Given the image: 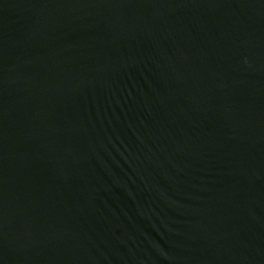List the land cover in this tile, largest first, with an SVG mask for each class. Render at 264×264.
<instances>
[{
  "label": "water",
  "instance_id": "95a60500",
  "mask_svg": "<svg viewBox=\"0 0 264 264\" xmlns=\"http://www.w3.org/2000/svg\"><path fill=\"white\" fill-rule=\"evenodd\" d=\"M0 264H264V0H0Z\"/></svg>",
  "mask_w": 264,
  "mask_h": 264
}]
</instances>
